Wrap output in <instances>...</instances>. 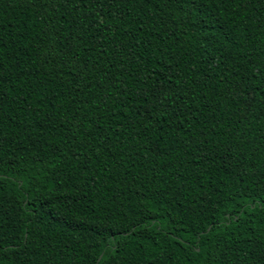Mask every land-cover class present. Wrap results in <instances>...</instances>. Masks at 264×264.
<instances>
[{
	"label": "trees",
	"instance_id": "obj_1",
	"mask_svg": "<svg viewBox=\"0 0 264 264\" xmlns=\"http://www.w3.org/2000/svg\"><path fill=\"white\" fill-rule=\"evenodd\" d=\"M0 264H264V0H0Z\"/></svg>",
	"mask_w": 264,
	"mask_h": 264
}]
</instances>
